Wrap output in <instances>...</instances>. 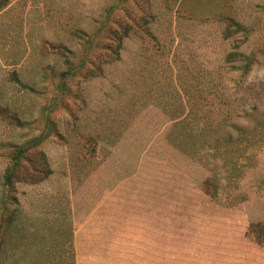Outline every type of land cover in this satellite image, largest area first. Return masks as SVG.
<instances>
[{
	"label": "rangeland",
	"instance_id": "1",
	"mask_svg": "<svg viewBox=\"0 0 264 264\" xmlns=\"http://www.w3.org/2000/svg\"><path fill=\"white\" fill-rule=\"evenodd\" d=\"M118 1L12 0L0 13V263L264 264L249 233L264 221V0H130L150 22L107 61L105 13ZM227 16L259 53L245 77L226 61ZM231 114L249 139L233 131L213 200L203 184L214 172L169 134ZM32 140L53 172L10 193L8 154Z\"/></svg>",
	"mask_w": 264,
	"mask_h": 264
},
{
	"label": "trees",
	"instance_id": "2",
	"mask_svg": "<svg viewBox=\"0 0 264 264\" xmlns=\"http://www.w3.org/2000/svg\"><path fill=\"white\" fill-rule=\"evenodd\" d=\"M11 1L0 0V13L11 4ZM129 1L119 0L106 10V19L116 25L113 31H109L111 40L105 45V48H107V61L110 60L109 58L113 59V57L116 60H120L125 40L136 29L138 31H146L144 27L150 22L152 13L142 11L143 13L140 17H135L132 8L128 6ZM119 11L123 15H119ZM220 20L225 24L224 38L235 41V49L227 55L226 61L231 64L232 71H239L245 77L258 61L259 54L257 51L248 53L242 49L249 39L250 31L233 16L222 17ZM87 62V59L83 60V63ZM94 70V68H91L90 72H94ZM72 73H74L73 68L67 71L66 76ZM12 77L14 80L21 82L17 72H13ZM245 113L244 117L254 116L253 112ZM0 115L10 116L8 107L0 104ZM228 118L229 122L227 124L214 126L212 122H209V118L205 117L199 123L200 127L198 125L195 128V130L197 129L196 133L193 134L182 133L185 130H189L190 123L185 124L184 121H177L169 134V141L173 146L214 172L203 184L204 192L213 200H217L222 188L221 179L217 172L219 162L224 161L225 164L233 162L232 158L234 157L227 151L235 142L233 131H238L240 140L249 139L247 134L248 127L235 122L232 114ZM40 144L38 140H32L26 144L14 146L9 152V161L4 174L3 186L10 193L19 182L39 183L45 181L52 174L53 171L50 168L46 153L43 150L36 149ZM7 195L12 197V199H16L12 194ZM249 233L256 242L264 244V221L251 223Z\"/></svg>",
	"mask_w": 264,
	"mask_h": 264
},
{
	"label": "crops",
	"instance_id": "3",
	"mask_svg": "<svg viewBox=\"0 0 264 264\" xmlns=\"http://www.w3.org/2000/svg\"><path fill=\"white\" fill-rule=\"evenodd\" d=\"M76 264H103V263H100V262H97L94 260H90L88 258L78 257L76 260Z\"/></svg>",
	"mask_w": 264,
	"mask_h": 264
}]
</instances>
